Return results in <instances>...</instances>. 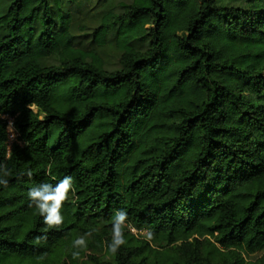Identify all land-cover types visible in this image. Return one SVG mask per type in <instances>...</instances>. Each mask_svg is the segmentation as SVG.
<instances>
[{"label":"trees","instance_id":"16d2710c","mask_svg":"<svg viewBox=\"0 0 264 264\" xmlns=\"http://www.w3.org/2000/svg\"><path fill=\"white\" fill-rule=\"evenodd\" d=\"M0 115V264H264V0H0Z\"/></svg>","mask_w":264,"mask_h":264},{"label":"clouds","instance_id":"9594fccd","mask_svg":"<svg viewBox=\"0 0 264 264\" xmlns=\"http://www.w3.org/2000/svg\"><path fill=\"white\" fill-rule=\"evenodd\" d=\"M28 109L32 108V104L27 105ZM0 119H6V117L0 115ZM9 125H12V121H9ZM11 131V127L9 129ZM12 139L15 138L13 133ZM48 175H51V169L47 170ZM27 175L29 178L32 176L31 170H27L21 174ZM10 176V170L5 164L0 163V185L7 187L8 180L5 177ZM73 181L72 177L64 176L63 179L57 183L52 184L48 182L40 183L31 187L27 196L30 201L29 206L34 207L38 215L43 218V223L47 229H59L64 223L63 208L69 201L70 194H73ZM128 227V214L124 209H117L114 211L111 219V241L106 242L107 251L114 257L119 249L128 243L125 237V230ZM146 231V239H152L153 233L150 230ZM92 236V232H86L82 235H78L75 240L72 241V248L76 249L71 252L73 259H81V252L87 250L88 237ZM47 236H37L34 239V243L39 244L42 240H46ZM40 260L45 259L42 255Z\"/></svg>","mask_w":264,"mask_h":264},{"label":"rangeland","instance_id":"374dc122","mask_svg":"<svg viewBox=\"0 0 264 264\" xmlns=\"http://www.w3.org/2000/svg\"><path fill=\"white\" fill-rule=\"evenodd\" d=\"M143 46L144 45L138 46V47L139 48H143ZM116 62H117V58L116 57H114L110 63H108V59H107V61H106V63H108L107 64V68L108 69H113L115 67V63ZM32 109H33L34 112H36V109L35 108H32ZM130 231H132L133 234L139 235V236L143 237L144 239H146L145 237H146L147 233L145 231H135V230H131V229H130ZM259 256L260 255H253V256L248 257V259L255 260ZM84 260H86V259L84 258ZM106 261H108V258H106V256H104V259L103 260L100 259V258L99 259H95L93 261H89L88 264H105Z\"/></svg>","mask_w":264,"mask_h":264},{"label":"built area","instance_id":"2783aa9c","mask_svg":"<svg viewBox=\"0 0 264 264\" xmlns=\"http://www.w3.org/2000/svg\"><path fill=\"white\" fill-rule=\"evenodd\" d=\"M11 127V131L9 130ZM15 135V138L12 139V135ZM16 136L17 134L15 133L14 129L12 128V126L9 125V120L7 121V140H8V145H10L12 142H14L16 140Z\"/></svg>","mask_w":264,"mask_h":264}]
</instances>
